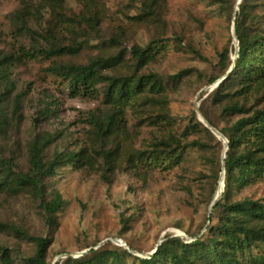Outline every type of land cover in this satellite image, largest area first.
<instances>
[{
    "label": "rangeland",
    "instance_id": "1",
    "mask_svg": "<svg viewBox=\"0 0 264 264\" xmlns=\"http://www.w3.org/2000/svg\"><path fill=\"white\" fill-rule=\"evenodd\" d=\"M146 1L151 0H0V121L6 120L0 131V157L13 158L16 170L27 171L28 148L38 136L52 139L45 149L46 160L82 149L88 154L82 168L63 165L45 179L47 200L56 194L62 197L52 223L28 192L0 191V221L48 238L51 264L111 250L131 254L119 264H140L136 257H151L161 241L208 240L209 227L221 225L219 209L213 223L209 217L221 178L225 183L227 143L222 138L221 146L211 143L208 150L187 148L184 161L169 170L142 167L137 158L165 135L183 144L205 137L186 132L195 112L203 125L207 126L202 120H207L206 114L220 129L246 116L224 115L222 105L210 96L228 74H222L221 53L227 49L233 62L237 58L233 27L239 0H163L154 10L145 7ZM146 9L156 13L143 18ZM252 17L264 25L263 8ZM154 40H164L166 48L137 75L162 76L164 90H146L127 109L124 130L109 144L115 150V169L106 173L99 155L103 142L90 120L91 112L107 111L103 96L74 95L46 69L54 62L87 64L127 50L124 62L106 69L102 62L100 68L111 74H132L133 47L147 48ZM70 47L78 48L77 54L51 53ZM214 77L216 82H210ZM260 97L248 93L232 101L264 108ZM164 117H171L173 124ZM216 174L219 180L213 193ZM223 186L216 202L223 197ZM246 198L264 203V177L235 188L231 201ZM3 247L12 250L15 264H22L21 259L34 256L36 250L35 243L0 231V264ZM262 251L263 245L252 248L242 264H264L254 258Z\"/></svg>",
    "mask_w": 264,
    "mask_h": 264
},
{
    "label": "trees",
    "instance_id": "2",
    "mask_svg": "<svg viewBox=\"0 0 264 264\" xmlns=\"http://www.w3.org/2000/svg\"><path fill=\"white\" fill-rule=\"evenodd\" d=\"M162 2L163 0H151L144 4L145 7L154 10ZM219 2L223 3L224 0ZM237 6L234 23L239 39V52L234 62L227 49L221 53L222 74L226 75L227 72L228 74L210 96L216 103L222 105L224 115L243 113L246 116L237 120L232 126L220 129L205 114L208 122L229 140L224 159L225 192L214 205L209 217V221L213 223L214 212L219 209L222 213L219 218L221 225L209 227L211 237L208 240L200 238L190 243L177 239L174 243L163 242L151 257H136L140 264H242L245 253L252 255V248H259L261 245L264 247V203L247 198L231 201L235 188L240 189L264 177V108L248 107L246 104L232 101L236 95L245 96L248 93H256L261 95L260 98H264V25L257 23L252 17L256 9H264V0H241ZM150 12L152 11L146 9L142 17L144 18L145 14V16L151 15ZM117 40L113 39L115 42ZM165 48L164 40H154L147 48L134 46L132 57L135 60V71L132 74H111L104 71L124 62L127 50H121L113 57L92 59L87 64L54 62L46 69L50 74L61 78L74 95L103 96L102 102L107 105V111L91 112L90 120L96 136L103 142L99 155L104 160L106 173L115 169V150L109 148V144L113 142L114 136L124 130L127 109L146 90L154 93H161L164 90L165 81L162 76L137 75V72ZM68 52L77 54L78 48L51 51L55 55ZM8 59L3 60V63L7 65ZM102 62L105 63V67L101 70ZM233 64L234 66L231 67ZM184 73L186 71L178 76ZM217 78H212L210 82H216ZM19 104L18 101L16 110L19 109ZM194 118V122L186 132L203 133L205 137L183 144L179 138L165 135L151 147L152 149L139 152L137 158L139 165L148 169L169 170L184 161L185 151L189 147L208 150L212 146L211 143H216L218 146L223 144L209 127L198 120L196 112ZM164 119L169 125L173 124L171 117ZM5 122V119L0 121V131L4 128ZM51 142L50 136H38L30 142L27 171L16 170L13 158L0 157V191L28 192L40 203L50 223L62 207V197L56 194L53 199L47 200L45 179L56 174L63 165H72L78 169L88 161V154L84 149L67 156L58 154L53 160H46L45 149ZM218 180L219 175L216 174L213 193ZM0 231L12 232L35 243L34 256L22 258V264H51L47 261L51 242L48 238L33 236L16 225L1 221ZM1 251L2 264H15L10 248L3 247ZM127 255L131 254L127 251L120 253L118 250L102 251L96 252L91 258L69 257L63 264H110V257L113 259V264H119ZM258 257L264 262L263 251L254 258Z\"/></svg>",
    "mask_w": 264,
    "mask_h": 264
},
{
    "label": "water",
    "instance_id": "3",
    "mask_svg": "<svg viewBox=\"0 0 264 264\" xmlns=\"http://www.w3.org/2000/svg\"><path fill=\"white\" fill-rule=\"evenodd\" d=\"M241 2V0H239V2L238 3H240ZM233 34L235 35V37H236V39H237V42H238V45H237V53L239 52V39H238V36H237V33H236V28H235V25H234V27H233ZM204 118V117H203ZM205 119V118H204ZM206 120V119H205ZM204 122V121H203ZM212 131H213V133L215 134V135H217L219 138H222L224 141H225V143H227V145H226V148H225V150H224V152H223V159H225V157H226V152H227V149H228V144H229V140L219 131V130H217L215 127H213L207 120H206V122H204ZM223 170H224V175H225V167L223 168ZM224 185H225V183H224ZM216 200H217V196H216V198H215V201L213 202V204H212V208L214 207V205L216 204ZM211 216V215H210ZM162 244V241L158 244V246L159 245H161ZM157 246V247H158ZM156 252V251H155ZM154 252V253H155ZM153 253V254H154Z\"/></svg>",
    "mask_w": 264,
    "mask_h": 264
},
{
    "label": "bare ground",
    "instance_id": "4",
    "mask_svg": "<svg viewBox=\"0 0 264 264\" xmlns=\"http://www.w3.org/2000/svg\"><path fill=\"white\" fill-rule=\"evenodd\" d=\"M202 120L204 121V122H206V120L202 117ZM224 177L223 178H221V181H220V184H219V187L217 188L218 190H217V193H216V196L219 198L220 197V195L222 194V192H223V188H224ZM179 232V231H178Z\"/></svg>",
    "mask_w": 264,
    "mask_h": 264
},
{
    "label": "built area",
    "instance_id": "5",
    "mask_svg": "<svg viewBox=\"0 0 264 264\" xmlns=\"http://www.w3.org/2000/svg\"><path fill=\"white\" fill-rule=\"evenodd\" d=\"M119 243H120V244H122V245H124V243H123V241H122V240H120V241H119Z\"/></svg>",
    "mask_w": 264,
    "mask_h": 264
}]
</instances>
